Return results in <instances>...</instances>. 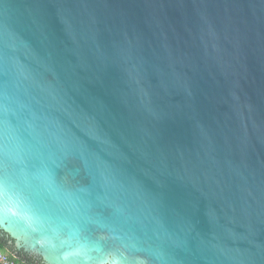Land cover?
<instances>
[{"label":"water","instance_id":"obj_1","mask_svg":"<svg viewBox=\"0 0 264 264\" xmlns=\"http://www.w3.org/2000/svg\"><path fill=\"white\" fill-rule=\"evenodd\" d=\"M0 230L44 264H264V0H0Z\"/></svg>","mask_w":264,"mask_h":264},{"label":"trees","instance_id":"obj_2","mask_svg":"<svg viewBox=\"0 0 264 264\" xmlns=\"http://www.w3.org/2000/svg\"><path fill=\"white\" fill-rule=\"evenodd\" d=\"M0 250L8 255L15 264H44L41 258L29 255L23 251H17L11 238L0 230Z\"/></svg>","mask_w":264,"mask_h":264},{"label":"built area","instance_id":"obj_3","mask_svg":"<svg viewBox=\"0 0 264 264\" xmlns=\"http://www.w3.org/2000/svg\"><path fill=\"white\" fill-rule=\"evenodd\" d=\"M0 264H15V262L0 250Z\"/></svg>","mask_w":264,"mask_h":264}]
</instances>
